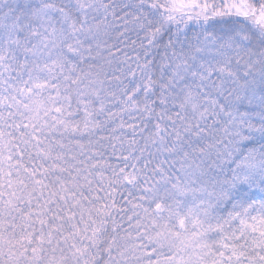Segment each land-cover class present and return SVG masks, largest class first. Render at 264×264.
Returning a JSON list of instances; mask_svg holds the SVG:
<instances>
[{
	"label": "snow or ice",
	"instance_id": "obj_1",
	"mask_svg": "<svg viewBox=\"0 0 264 264\" xmlns=\"http://www.w3.org/2000/svg\"><path fill=\"white\" fill-rule=\"evenodd\" d=\"M0 264H264V0H0Z\"/></svg>",
	"mask_w": 264,
	"mask_h": 264
}]
</instances>
